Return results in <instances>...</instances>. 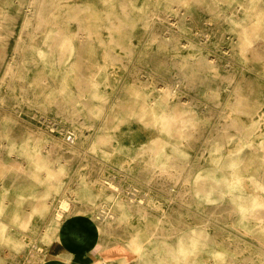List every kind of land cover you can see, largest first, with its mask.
I'll list each match as a JSON object with an SVG mask.
<instances>
[{"label": "rangeland", "instance_id": "obj_1", "mask_svg": "<svg viewBox=\"0 0 264 264\" xmlns=\"http://www.w3.org/2000/svg\"><path fill=\"white\" fill-rule=\"evenodd\" d=\"M42 1L0 0V264H39L64 201L107 258L264 264V0Z\"/></svg>", "mask_w": 264, "mask_h": 264}, {"label": "bare ground", "instance_id": "obj_2", "mask_svg": "<svg viewBox=\"0 0 264 264\" xmlns=\"http://www.w3.org/2000/svg\"><path fill=\"white\" fill-rule=\"evenodd\" d=\"M44 1V0H43ZM42 1V2H43ZM168 1V0H167ZM175 1V0H174ZM195 1H197V2H200V3H203V2H205V3H203V4H206V0H195ZM251 1V0H250ZM75 2V1H74ZM160 2V1H159ZM164 2V1H163ZM163 2H162V4H163ZM177 2V1H176ZM212 2V1H211ZM211 2H209L210 4H211ZM82 3V2H81ZM152 4V2H149V4ZM175 3V2H174ZM47 3L45 2V5H46ZM80 4V3H79ZM183 4V3H182ZM195 4V3H194ZM209 4V5H210ZM153 5V4H152ZM173 5V4H172ZM47 6V5H46ZM83 6V5H82ZM147 6V5H146ZM174 6V5H173ZM172 6V7H173ZM183 6V5H182ZM261 7H262V5H260ZM76 7H79V6H76ZM157 7H158V5H157ZM210 7V6H209ZM40 8H42V7H40ZM75 8V7H74ZM80 8V7H79ZM139 8V7H138ZM264 8V7H263ZM44 9V8H43ZM47 9V8H46ZM78 9V8H77ZM122 9H124V8H122ZM151 9H152V7H151ZM154 9V8H153ZM208 9V8H207ZM214 9V8H213ZM240 9V8H239ZM256 9V8H255ZM45 10V9H44ZM44 10H42L43 12H44ZM80 10V9H79ZM155 10V9H154ZM215 10V9H214ZM262 10V9H261ZM78 11V10H77ZM132 11V10H131ZM155 11H157V10H155ZM180 11H181V9H180ZM186 11V10H185ZM212 11V10H211ZM41 12V11H40ZM40 12H39V14H40ZM54 12V11H53ZM82 12H84V11H82ZM207 12H208V10H207ZM215 13H216V11H214ZM254 12V11H253ZM46 13H47V11H46ZM79 13H80V11H79ZM132 13V12H131ZM180 13V12H179ZM213 13V12H212ZM214 13V14H215ZM235 13H237L236 11H235ZM252 13V12H251ZM193 14V13H192ZM211 14V13H210ZM213 14V15H214ZM233 14V13H232ZM37 15H38V13H37ZM42 15H44V14H42ZM70 15V14H69ZM216 15V14H215ZM219 15V14H218ZM150 16V15H149ZM192 16V15H191ZM256 15H253V17H255ZM47 17V16H46ZM50 17V16H49ZM69 17V16H68ZM75 17V16H74ZM74 17H73V19H74ZM77 17V16H76ZM216 17V16H215ZM235 17V16H234ZM258 17V16H257ZM227 18H230V17H227ZM151 19V18H150ZM154 20V19H153ZM219 20V19H218ZM46 21H47V18H46ZM73 21V20H72ZM226 21V20H225ZM79 22V21H78ZM81 22H83V21H81ZM182 22V21H181ZM49 23V22H48ZM76 23V22H75ZM68 24V23H67ZM71 24V23H70ZM82 24V23H81ZM257 24H259V23H257ZM77 25V24H76ZM62 26V25H61ZM253 26V25H252ZM256 26V25H255ZM48 27V26H47ZM148 27V26H147ZM258 27V26H257ZM62 28V27H61ZM61 28H56V30L54 31V34H53V37H52V43H51V46H50V49H49V52H50V56H52V59H53V61H54V64L56 65V66H58L59 68H60V66H62V64H64L65 62V55H64V50H66L67 51V47L68 46H66V49H65V44H64V36H63V34H62V30H61ZM252 28V27H251ZM24 30V29H23ZM25 31V30H24ZM48 31V30H47ZM79 31H81V30H79L78 29V32ZM200 31V30H199ZM238 31H239V29H238ZM241 31V30H240ZM28 32V31H27ZM44 32V31H43ZM21 33V32H20ZM47 33H49V32H47ZM46 33V34H47ZM241 33V32H240ZM253 34H255L256 36H263L264 37V32L261 30V28L259 27V29L258 28H256V30H254L253 29ZM253 34H251L252 36H253ZM81 35V34H80ZM50 36V35H49ZM251 36V37H252ZM64 37V38H63ZM71 37V36H70ZM69 37V38H70ZM77 38H78V35H77ZM48 39H49V37H48ZM82 40V39H81ZM112 40H115V39H112ZM44 41V40H43ZM47 42V41H46ZM67 42V41H66ZM69 42H70V40H69ZM69 42H67L68 44H69ZM82 42V41H81ZM45 43V42H44ZM71 44V43H70ZM44 45V44H43ZM0 46H2V45H0ZM48 47V46H47ZM87 47V46H86ZM69 48V47H68ZM89 48H90V45H89ZM28 49V48H27ZM26 49V50H27ZM31 49V48H30ZM46 50H47V48H46ZM28 51V50H27ZM25 52V51H24ZM31 52V51H30ZM29 52V53H30ZM35 52V51H34ZM28 53V54H29ZM47 54V53H46ZM32 55H33V53H32ZM67 56V55H66ZM30 57V56H29ZM68 57V56H67ZM31 59H32V57H31ZM49 59V58H48ZM26 60H28V58H26ZM34 60V59H33ZM51 60V59H50ZM50 60H48V61H50ZM67 60V59H66ZM182 60V59H181ZM35 61V60H34ZM26 62V61H25ZM187 63V62H186ZM25 64V63H24ZM24 64H22V65H24ZM72 64V63H71ZM21 66V65H20ZM74 66V65H73ZM24 67V66H23ZM34 67H36V66H34ZM44 67V66H43ZM51 67H53V66H51ZM72 67V66H71ZM186 68V67H185ZM184 68V69H185ZM25 68H23V70H24ZM33 69V68H32ZM42 69V68H41ZM27 70V69H26ZM74 70V69H73ZM22 71V70H21ZM41 71V70H40ZM52 71V70H51ZM76 71V70H75ZM11 72L12 73H14L12 70H11ZM10 72V73H11ZM42 72H43V70H42ZM53 72V71H52ZM16 73V72H15ZM38 73V72H37ZM40 73V72H39ZM44 73V72H43ZM21 74V73H20ZM48 73H46V75H47ZM75 74V73H74ZM204 74V73H203ZM27 75V74H26ZM199 75H201V74H199ZM15 76V75H14ZM17 76H18V74H17ZM44 76V75H43ZM141 76V75H140ZM146 76V75H145ZM205 76V75H204ZM22 78H23V76H22ZM36 78V77H35ZM75 78V77H74ZM24 79V78H23ZM53 79V78H52ZM58 80H59V78H58ZM95 79H93V81H94ZM144 80V79H143ZM11 82V81H10ZM9 82V83H10ZM209 82V81H208ZM37 83V82H36ZM39 83V82H38ZM91 83H92V81H91ZM98 83V82H97ZM12 84V83H11ZM56 84H57V82H56ZM96 84V83H95ZM138 84H139V82H138ZM82 85V84H81ZM93 85V84H92ZM7 86V85H6ZM12 86V85H11ZM224 86V85H223ZM9 87V86H8ZM225 87V86H224ZM12 88V87H11ZM37 88H38V85H37ZM127 88V87H126ZM63 89V88H62ZM131 89V88H130ZM43 90V89H42ZM47 91H49V90H47ZM57 91H59V90H57ZM138 91V90H137ZM165 91V90H164ZM172 91V90H171ZM20 92H22V91H20ZM50 92V91H49ZM133 92H135V91H133ZM212 92V91H211ZM215 92V91H214ZM44 93H45V91H44ZM60 93V92H59ZM163 93V92H162ZM167 93V92H166ZM166 93H164V94H166ZM173 93V92H172ZM57 94V93H56ZM139 94V93H138ZM163 94V95H164ZM23 95H24V91H23ZM34 95V94H33ZM211 95H213V94H211ZM45 96V95H44ZM49 96V95H48ZM8 97V96H7ZM57 97H59V96H57ZM56 97V98H57ZM60 97H62V96H60ZM130 98H131V96H130ZM24 99V98H23ZM128 99V98H127ZM1 100H2V98H1ZM4 100V99H3ZM9 100V99H8ZM28 100H29V98H28ZM27 100V101H28ZM129 100V99H128ZM130 100H132V99H130ZM164 100H165V98H164ZM68 101V100H67ZM163 101V100H162ZM167 101H168V99H167ZM32 102V100L30 101V103ZM37 102V101H36ZM126 102V101H125ZM2 103H4V102H2ZM6 103V102H5ZM64 103V102H63ZM70 103V102H69ZM133 103V102H132ZM132 103H124V104H121L120 105V108H122L123 110H125L127 113H135V114H140V113H143L144 111H146V109H147V107L148 106H142V107H140V108H137V107H135V106H133L132 105ZM147 103V102H146ZM156 103V102H155ZM158 103V102H157ZM15 104V103H14ZM2 105V104H1ZM25 105H27V104H25ZM39 105V104H38ZM101 105H103V104H101ZM148 105V104H147ZM248 105V104H247ZM24 106V105H23ZM29 106V105H28ZM155 106H157V105H155ZM239 105H237V107H238ZM18 107V106H17ZM84 107V106H83ZM105 107H106V105H105ZM241 107V106H240ZM242 107H244V106H242ZM19 108V107H18ZM42 108V107H41ZM93 108V107H92ZM107 108V107H106ZM108 108H110V107H108ZM155 108V107H154ZM153 108V109H154ZM10 109V108H9ZM34 109V108H33ZM20 110V109H19ZM31 110V109H30ZM38 110V109H37ZM39 110H42V109H39ZM73 110V109H72ZM103 110H105V109H103ZM239 110V109H238ZM18 111V110H17ZM68 111H69V109H68ZM90 111V110H89ZM151 111V110H150ZM6 112V111H5ZM24 112V111H23ZM59 112H60V110H59ZM106 112V111H105ZM178 113V112H177ZM35 114V113H34ZM43 114V113H42ZM59 114V113H58ZM69 114V113H68ZM144 114H145V112H144ZM151 114H153V112L151 113ZM159 114V113H158ZM161 114V113H160ZM179 114V113H178ZM178 114H176V115H178ZM33 115V114H32ZM44 115V114H43ZM91 115V114H90ZM141 115V114H140ZM150 115V114H149ZM38 116V115H37ZM68 116V115H67ZM138 116V115H137ZM143 116V115H142ZM21 117V116H20ZM43 117V116H42ZM62 117V116H61ZM69 117V116H68ZM92 117H94V116H92ZM104 117V116H103ZM107 117V116H106ZM141 117V116H140ZM159 117V116H158ZM189 117V116H188ZM4 118V117H3ZM33 118V117H32ZM89 118V117H88ZM110 118V117H109ZM151 118V117H150ZM2 119V118H1ZM9 119V118H8ZM43 119V118H42ZM74 119V118H73ZM188 119H191V118H188ZM7 119H5V121H6ZM11 120V119H10ZM72 120V119H71ZM184 120H185V118H184ZM2 121V120H1ZM95 121V120H94ZM101 121V120H100ZM148 121H150V120H148ZM152 121H153V117H152ZM182 121V120H181ZM186 121H188V120H186ZM185 121V122H186ZM234 121V120H233ZM16 122V121H15ZM158 122H159V120H158ZM93 123V122H92ZM96 123H97V121H96ZM149 123V122H148ZM188 123V122H187ZM101 124V123H100ZM186 123H184V125H185ZM204 124V123H203ZM90 125V124H89ZM149 125V124H148ZM157 124H155V126H156ZM187 125V124H186ZM17 126V125H16ZM86 126V125H85ZM159 127V126H158ZM178 127H180V126H178ZM89 128V127H88ZM186 128V127H185ZM11 126H10V124H8V125H6L5 126V129L3 130L4 131V133H5V138H6V144L7 145H15V140H14V138L12 137V133H11ZM63 129V128H62ZM80 129V128H79ZM172 129H174V128H172ZM235 129V128H234ZM70 130H72V129H70ZM74 130V129H73ZM196 130V129H195ZM233 130V129H232ZM231 130V131H232ZM240 130V129H239ZM61 131V130H60ZM173 132H174V130H172ZM190 131V130H189ZM103 132H104V130H103ZM102 132V133H103ZM187 132H188V130H187ZM193 132H194V130H193ZM252 132V131H251ZM184 133V132H183ZM195 133V132H194ZM226 133H228V132H226ZM248 133V132H247ZM262 133V132H261ZM30 134V133H29ZM33 134V133H32ZM79 134V133H78ZM105 134V133H104ZM175 134V133H174ZM177 134V133H176ZM175 134V135H176ZM188 134H189V132H188ZM187 134V135H188ZM229 134V133H228ZM249 134V133H248ZM247 134V135H248ZM65 135V134H64ZM75 135V134H74ZM178 135V134H177ZM176 135V136H177ZM33 136V135H32ZM66 136V135H65ZM77 136V135H76ZM106 136V135H105ZM225 136H227V135H225ZM69 137V139L71 140V142L72 143H74L75 142V138H73L72 136L70 137V136H68ZM108 137V136H107ZM192 137V136H191ZM100 138H102V137H100ZM109 138V137H108ZM26 139H27V135H26V132H25V128H24V131H23V135H22V141H26ZM68 139V140H69ZM77 139V138H76ZM63 140H65V139H63ZM107 140V139H106ZM189 140V139H188ZM224 140V139H223ZM222 140V141H223ZM32 141V140H31ZM187 141V140H186ZM50 142V141H49ZM87 142V141H86ZM26 143H27V141H26ZM100 143H101V141H100ZM103 143V142H102ZM186 143V142H185ZM64 144V143H63ZM187 144V143H186ZM186 144H184V145H186ZM220 144V143H219ZM33 145H34V142H33ZM76 145V144H75ZM210 145V144H209ZM213 145V144H212ZM211 145V146H212ZM214 145H215V142H214ZM55 146V145H54ZM181 146H183V143H182V145ZM220 146H221V144H220ZM49 147V146H48ZM58 147H60V146H58ZM73 147H75V146H73ZM78 147V146H77ZM88 147V146H87ZM209 147V146H208ZM254 147H256V146H254ZM43 148V147H42ZM57 148V147H56ZM19 149V148H18ZM17 149V150H18ZM190 149V148H189ZM257 149V148H256ZM255 149V150H256ZM72 150V149H71ZM79 150V149H78ZM81 150V149H80ZM149 150H150V148H149ZM154 150V149H153ZM42 151V150H41ZM60 151V150H59ZM75 151V150H74ZM73 151V152H74ZM256 151H258V149L256 150ZM255 151V152H256ZM6 152H7V150H6ZM9 152V151H8ZM254 152V151H253ZM264 152V151H263ZM10 153V152H9ZM8 153V154H9ZM22 153V152H21ZM50 153V150L49 149H47V147H46V149H45V152H43V155H42V153H41V156H43V157H45V158H47V156H48V154ZM75 153V152H74ZM73 153V154H74ZM81 153V152H80ZM152 154H153V152H151ZM151 153H149V154H151ZM259 153V152H258ZM188 154V153H187ZM14 155V154H13ZM75 155V154H74ZM78 155V154H77ZM92 155V154H91ZM11 157H13V156H11ZM173 157V156H172ZM261 157V156H260ZM264 157V156H263ZM6 158V157H5ZM247 158V157H246ZM7 159V158H6ZM5 159V160H6ZM175 159V158H174ZM20 160V159H19ZM81 160H82V158H81ZM170 160V159H169ZM255 160V159H254ZM261 160V159H260ZM10 162V161H9ZM176 162V161H175ZM178 162V161H177ZM64 163V162H63ZM2 163H0V165H1ZM254 164V163H253ZM14 165V164H13ZM155 165V164H154ZM10 166L12 167V165L10 164ZM10 166H7V168H8V170H9V167ZM59 166V165H58ZM57 166V167H58ZM88 166V165H87ZM86 166V167H87ZM256 166H257V164H256ZM258 166H259V164H258ZM20 167V166H19ZM78 167V166H77ZM85 167V168H86ZM102 167V166H101ZM156 167V166H155ZM15 168V167H14ZM63 168V167H62ZM171 168V167H170ZM255 168V167H254ZM11 169H13V168H11ZM64 169V168H63ZM168 169V168H167ZM206 169H208V168H206ZM61 170V169H60ZM170 170V169H169ZM172 170V169H171ZM82 171V170H81ZM85 171V170H84ZM222 171V170H221ZM59 172V171H58ZM102 172V171H101ZM100 172V173H101ZM160 172H162V171H160ZM165 172H166V169H165ZM186 172V171H185ZM200 172V171H199ZM11 173V172H10ZM76 173V172H75ZM80 173V172H79ZM49 175H54V174H56L54 171H51V170H49V173H48ZM177 174V173H176ZM59 175H61V172H60V174ZM65 175V174H64ZM173 175V171L170 173V176H172ZM51 176V177H52ZM56 176V175H55ZM60 177H62V175L60 176ZM103 178V177H102ZM196 178V177H195ZM258 179V178H257ZM65 180V179H64ZM81 180V179H80ZM183 180V179H182ZM193 181V180H192ZM259 181V180H258ZM100 182V181H99ZM199 182V181H198ZM204 182V181H203ZM195 183V182H194ZM193 183V184H194ZM205 183V182H204ZM207 183V182H206ZM205 183V184H206ZM258 183V182H257ZM183 183H180V185H182ZM260 184V183H259ZM55 185V184H54ZM210 185H212V184H210ZM262 185V184H261ZM206 187V186H205ZM181 188V187H180ZM206 190V189H205ZM175 191V190H174ZM197 191V190H196ZM195 191V192H196ZM204 191V190H203ZM194 192V193H195ZM205 192V191H204ZM203 192V193H204ZM220 193H221V191H219ZM218 192V193H219ZM17 193V192H16ZM197 193V192H196ZM208 193V192H207ZM219 193V194H220ZM205 195H207L206 193H205ZM195 197V196H194ZM221 198H222V196H220ZM174 198H175V196H174ZM173 200V199H172ZM37 201V200H36ZM135 200H131V202H134ZM26 202H27V200H26ZM65 202V201H64ZM62 203L63 204V206H65V207H67V208H65L64 209V211L67 213H65L66 215H68V216H71L72 214H74V212H75V210L73 209L72 210V208H70L69 207V205L71 206V204H68V202H65V203ZM139 202V201H138ZM36 203V202H35ZM70 203V202H69ZM141 203V202H140ZM197 203V202H196ZM130 204V203H129ZM200 204V203H199ZM223 204V203H222ZM219 205V204H218ZM134 206V205H133ZM140 206V205H139ZM36 208V207H35ZM144 208V207H143ZM262 208V207H261ZM264 208V207H263ZM22 209H23V207H22ZM17 210V209H16ZM15 210V211H16ZM262 210H264V209H262ZM13 211V210H12ZM63 211V210H62ZM236 211V210H235ZM11 212V211H10ZM26 212V211H25ZM263 212V211H262ZM13 213V212H12ZM30 213L32 214V212L30 211ZM142 213V212H141ZM258 212H256V215H258L257 214ZM30 214V215H31ZM11 215H13V214H11ZM97 215V214H96ZM103 215V214H102ZM100 216V215H99ZM106 216V215H105ZM255 216V215H254ZM76 217V216H75ZM92 217V216H91ZM165 217V216H164ZM252 217V216H251ZM258 217H260V216H258ZM22 218V217H21ZM23 218H25V217H23ZM30 218V217H29ZM99 218V217H98ZM250 218V217H249ZM261 218V217H260ZM56 219V218H55ZM100 219V218H99ZM148 219V218H147ZM26 220V219H25ZM50 220V219H49ZM48 220V221H49ZM52 220V219H51ZM58 220H59V223H60V225L64 222V217H62V216H59L58 217ZM91 220V219H90ZM93 220V219H92ZM164 220V219H163ZM36 221V220H35ZM94 221V220H93ZM103 221V220H102ZM107 221V220H106ZM95 222V221H94ZM93 222V223H94ZM101 222V221H100ZM104 222V221H103ZM232 222V221H231ZM231 222H230V224H231ZM96 223V222H95ZM97 224V223H96ZM264 224V223H263ZM26 225V224H25ZM59 225V226H60ZM236 225V224H235ZM58 226V228H54L55 229V232H54V234L51 236V237H53L52 238V241H53V244H54V248H56L57 246H60V245H63V242H62V230L60 229V227ZM98 227L100 226V224H98L97 225ZM24 227V226H23ZM264 227V226H263ZM15 228V227H14ZM24 228H26V227H24ZM78 228V227H77ZM196 228V227H195ZM208 228V227H207ZM206 228V229H207ZM45 229V228H44ZM209 229V228H208ZM31 230V229H30ZM75 230V229H74ZM189 230V229H188ZM260 230V229H259ZM16 231V230H15ZM43 231V230H42ZM204 231V230H203ZM19 232V231H18ZM129 232V231H128ZM8 233V232H7ZM22 233V232H21ZM33 233V232H32ZM203 233V232H202ZM207 233V232H206ZM11 234V233H10ZM17 234V233H16ZM138 234V233H137ZM190 233H188V235H189ZM195 234H196V230H195ZM209 234V233H208ZM71 235V234H70ZM130 235V234H129ZM32 236V235H31ZM35 236V235H34ZM82 236V235H81ZM135 236V235H134ZM180 236V235H179ZM190 236V235H189ZM199 236V235H198ZM202 236V235H201ZM204 236V235H203ZM33 237V236H32ZM38 237V236H37ZM41 237V236H40ZM78 237V236H77ZM207 237V236H206ZM23 238V237H22ZM70 238V237H69ZM74 238H75V236H74ZM134 238V237H133ZM132 238V239H133ZM139 238V237H138ZM180 238V237H179ZM187 238H189V237H187ZM15 239V238H14ZM36 239V238H35ZM80 239V238H79ZM184 239H186V238H184ZM191 239V238H190ZM189 239V240H190ZM255 239V238H254ZM74 240V239H73ZM178 240V239H177ZM183 240V239H182ZM188 240V241H189ZM16 242V241H15ZM21 242V241H20ZM73 242V241H72ZM209 242V241H208ZM16 243H18V242H16ZM179 243V242H178ZM86 244V243H85ZM85 244H84V246H85ZM223 244V243H222ZM5 246V245H4ZM11 246V245H10ZM9 246V247H10ZM16 246H18V245H16ZM23 246V245H22ZM22 246H20V248L22 247ZM130 246V245H129ZM211 246V245H210ZM213 246V245H212ZM215 246V245H214ZM213 246V247H214ZM7 247V246H6ZM131 247V246H130ZM216 247V246H215ZM8 248V247H7ZM48 248V247H47ZM133 248L138 252V253H140V251H141V245L140 244H136L135 246H133ZM170 248V247H169ZM124 249H126V250H122V252H120V254H118V255H115V256H110V257H104V261L105 262H107V264H146L145 263V261H144V259L143 258H140V256L137 258V260H131V258H129L128 257V255H127V248H124ZM16 250V249H15ZM23 250V249H22ZM67 250V249H66ZM132 250V249H131ZM221 250H223V248L221 249ZM12 251V250H11ZM227 251V250H226ZM237 251V250H236ZM54 252H56L55 250H54ZM68 252V251H67ZM223 252H224V250H223ZM228 252V251H227ZM8 253V252H7ZM30 253V252H29ZM225 253V252H224ZM18 254V253H17ZM33 254V253H32ZM73 254V253H72ZM232 254V253H231ZM135 255V254H134ZM7 256V255H6ZM8 257V256H7ZM50 257H52V250H50L48 253H47V255H45L43 258H42V261H45L47 258H50ZM136 259V258H135ZM230 259V258H229ZM101 261V259H98V261ZM33 261V260H32ZM41 261V262H42ZM97 261V262H98ZM40 262V263H41ZM231 262H233V261H231ZM235 262V261H234ZM39 263V264H40ZM36 264V263H35ZM81 264V263H80ZM95 264H97V263H95ZM250 264V263H249Z\"/></svg>", "mask_w": 264, "mask_h": 264}, {"label": "crops", "instance_id": "obj_3", "mask_svg": "<svg viewBox=\"0 0 264 264\" xmlns=\"http://www.w3.org/2000/svg\"><path fill=\"white\" fill-rule=\"evenodd\" d=\"M93 222L92 219L90 220L85 216L77 214L69 216L59 226L62 230L63 245L54 248V244H51L49 251L52 250V257L47 258L40 264H107L104 261L105 254L103 252L110 246L103 247L101 245L97 237L98 226ZM98 259H101V261H98Z\"/></svg>", "mask_w": 264, "mask_h": 264}, {"label": "built area", "instance_id": "obj_4", "mask_svg": "<svg viewBox=\"0 0 264 264\" xmlns=\"http://www.w3.org/2000/svg\"><path fill=\"white\" fill-rule=\"evenodd\" d=\"M71 137V136H70Z\"/></svg>", "mask_w": 264, "mask_h": 264}]
</instances>
